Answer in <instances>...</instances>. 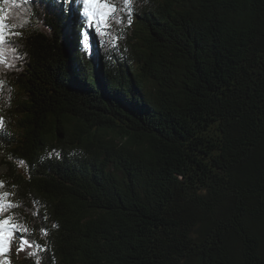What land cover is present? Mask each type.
Here are the masks:
<instances>
[{
	"label": "trees",
	"instance_id": "obj_1",
	"mask_svg": "<svg viewBox=\"0 0 264 264\" xmlns=\"http://www.w3.org/2000/svg\"><path fill=\"white\" fill-rule=\"evenodd\" d=\"M107 2L0 0L16 260L264 264V0Z\"/></svg>",
	"mask_w": 264,
	"mask_h": 264
},
{
	"label": "rangeland",
	"instance_id": "obj_2",
	"mask_svg": "<svg viewBox=\"0 0 264 264\" xmlns=\"http://www.w3.org/2000/svg\"><path fill=\"white\" fill-rule=\"evenodd\" d=\"M107 2V0H106ZM108 4V2H107ZM108 8L105 9V11L108 13L106 16H104L101 21L100 24H102V26H104L110 19V16L112 15L113 10L111 9L110 5L108 4ZM88 10H91V5L87 6ZM89 19V23L90 21H95L96 22V17H92L91 19ZM0 23H2L4 25L3 31L2 33H0V38L1 36L6 33L7 31H9L11 28V25L8 23V21L6 20V16H5V9L4 7H2L0 5ZM88 48H90V45L88 43ZM19 250V238L18 236L13 232L10 231V229H8L7 227H3L2 229H0V254H4L5 260L7 262V264H20L15 257L16 252Z\"/></svg>",
	"mask_w": 264,
	"mask_h": 264
},
{
	"label": "snow or ice",
	"instance_id": "obj_3",
	"mask_svg": "<svg viewBox=\"0 0 264 264\" xmlns=\"http://www.w3.org/2000/svg\"><path fill=\"white\" fill-rule=\"evenodd\" d=\"M84 4L86 5V11L89 15V18L96 17V22L100 23L101 19L106 16L108 13L105 11L109 6L106 0H84ZM91 5V10H88L87 6ZM4 25L0 23V33H2ZM83 41L85 46H87L89 34L87 32L82 34ZM5 195H7L5 193ZM28 243L27 241H21V250L23 249L24 244Z\"/></svg>",
	"mask_w": 264,
	"mask_h": 264
}]
</instances>
